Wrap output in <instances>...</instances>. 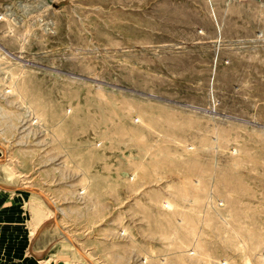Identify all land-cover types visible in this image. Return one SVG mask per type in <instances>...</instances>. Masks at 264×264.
Returning <instances> with one entry per match:
<instances>
[{"label": "rangeland", "instance_id": "1", "mask_svg": "<svg viewBox=\"0 0 264 264\" xmlns=\"http://www.w3.org/2000/svg\"><path fill=\"white\" fill-rule=\"evenodd\" d=\"M0 186L33 264H264V0H0Z\"/></svg>", "mask_w": 264, "mask_h": 264}, {"label": "crops", "instance_id": "2", "mask_svg": "<svg viewBox=\"0 0 264 264\" xmlns=\"http://www.w3.org/2000/svg\"><path fill=\"white\" fill-rule=\"evenodd\" d=\"M0 188H2L0 186ZM4 189V188H2ZM7 191L8 189H4ZM8 190L7 192H9ZM1 192H3L1 190ZM0 192V264H33L27 259L28 225L23 223V213H19L18 203ZM22 209V208H21ZM22 211V210H21ZM26 224V225H25ZM33 228V225H31ZM34 235V232H32ZM34 240V238H33Z\"/></svg>", "mask_w": 264, "mask_h": 264}, {"label": "bare ground", "instance_id": "3", "mask_svg": "<svg viewBox=\"0 0 264 264\" xmlns=\"http://www.w3.org/2000/svg\"><path fill=\"white\" fill-rule=\"evenodd\" d=\"M9 190V189H8Z\"/></svg>", "mask_w": 264, "mask_h": 264}]
</instances>
